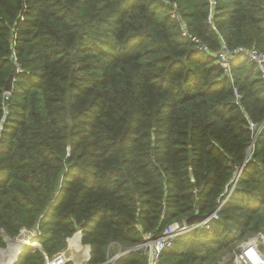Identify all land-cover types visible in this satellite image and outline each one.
<instances>
[{
	"label": "trees",
	"instance_id": "trees-1",
	"mask_svg": "<svg viewBox=\"0 0 264 264\" xmlns=\"http://www.w3.org/2000/svg\"><path fill=\"white\" fill-rule=\"evenodd\" d=\"M208 16L209 0H0V247L29 230L42 247L13 264H44L78 229L101 264L113 241L208 216L243 164L219 217L158 264H204L235 231H264V129L248 156L246 118L264 120V80L243 55L231 77L215 56L222 41L264 49V0Z\"/></svg>",
	"mask_w": 264,
	"mask_h": 264
},
{
	"label": "built area",
	"instance_id": "built-area-1",
	"mask_svg": "<svg viewBox=\"0 0 264 264\" xmlns=\"http://www.w3.org/2000/svg\"><path fill=\"white\" fill-rule=\"evenodd\" d=\"M215 4H216V0H209V16H208L209 20L212 17ZM180 29H181V34L183 36L190 38L195 43H198L200 45L199 47L204 51H208V48L204 44H201L197 38L192 37L188 33L185 23L183 21L180 25ZM238 55H243L247 57L249 61L254 62L260 71L261 78L264 80V49H258L254 46L249 48L243 46L228 48L225 42L222 41L221 46L216 52L215 56L217 57V63L222 67L224 75L231 77L232 69L230 67V60L234 59ZM233 94L236 103L238 104L241 94L238 92L236 87L233 88ZM246 118H247L248 129L251 132V139H252V142L249 147V153H248L249 156L254 146V144L252 143L255 142L256 138L260 135V133L264 129V120L255 121L253 119H250L248 116H246ZM241 170L242 168L240 166V168L237 170L232 180L230 181L229 187L225 189L223 193L224 197L219 201L215 210L212 213H210L208 216L191 224L186 223V220H183L182 223L174 222L168 225L158 237H153L150 233H146L144 235V241L133 246L127 247L117 241H113L109 244L107 249V257L101 264H115L117 260L124 257L129 252L135 250L140 251L145 255L146 257L145 264H158L160 253L165 248L172 246L174 240L178 236L186 232H189L193 229H197L199 227L208 228L209 221L212 219H217L219 217L218 212L222 207V205L224 204V202L226 201V199L230 196L234 187L236 186ZM76 234L78 235V239L81 242V230L78 229L71 237H73ZM70 238H68V241ZM27 241L30 240L27 239ZM111 249L114 251L111 252ZM89 250H88V256L83 260V262L89 259V255H90ZM19 253L20 252H17L15 254V257L13 258L14 261L17 259ZM68 261H71V259L66 257L64 251H60L49 257L45 256L44 264H66ZM233 264H264V231L263 230H259L249 234V236L241 242L240 246L237 248V252L235 253Z\"/></svg>",
	"mask_w": 264,
	"mask_h": 264
},
{
	"label": "rangeland",
	"instance_id": "rangeland-1",
	"mask_svg": "<svg viewBox=\"0 0 264 264\" xmlns=\"http://www.w3.org/2000/svg\"><path fill=\"white\" fill-rule=\"evenodd\" d=\"M248 153H249V149H248ZM29 231H26V232H29ZM26 232H23V234H20V235L18 234L15 237L5 236L6 245L3 247H0V264H13L12 261H14L13 260L14 254H16L17 252H22L26 246H29V243H27V241H24V240H27V238L30 235L29 233L26 234ZM235 233L238 236L236 240L234 241V243L231 244L229 247H224L217 253H214L208 260L204 262V264H233V259H234L235 253L237 252V248L240 246L241 242L249 236V234L239 235L240 233L238 231H235ZM33 239L34 238L31 239L32 242L36 243V245H33V246H35L36 249H42L41 244L36 240L34 241ZM68 242L69 241L67 239V245H68ZM14 244H18L17 245L18 250H16V248L13 247ZM67 245L63 249L57 251L56 253L60 251L65 252L67 251V249L70 250L67 247ZM68 258L71 259L70 256H68ZM70 262H72L73 264H86V261L83 262V260L80 262H75L74 260L71 259Z\"/></svg>",
	"mask_w": 264,
	"mask_h": 264
},
{
	"label": "bare ground",
	"instance_id": "bare-ground-1",
	"mask_svg": "<svg viewBox=\"0 0 264 264\" xmlns=\"http://www.w3.org/2000/svg\"><path fill=\"white\" fill-rule=\"evenodd\" d=\"M24 241H27V240H24ZM27 243L31 244L30 246L36 245L35 242L27 241ZM17 245L18 244H14L13 245V247H15L16 250H18V246ZM67 247L70 250L67 249V251H65L66 257L70 256L71 259H73L75 262H80V261L84 260L88 256L89 246L81 243L79 241V239H78V235L77 234L69 239ZM14 257H15V254H14Z\"/></svg>",
	"mask_w": 264,
	"mask_h": 264
},
{
	"label": "water",
	"instance_id": "water-1",
	"mask_svg": "<svg viewBox=\"0 0 264 264\" xmlns=\"http://www.w3.org/2000/svg\"><path fill=\"white\" fill-rule=\"evenodd\" d=\"M4 89H5L6 92H10L12 90V77L11 76L6 81ZM252 144H254V142ZM243 165H241V168H242ZM185 220H186V223L191 224V223H194V222L200 220V218L197 217L196 215H191V216L187 217Z\"/></svg>",
	"mask_w": 264,
	"mask_h": 264
}]
</instances>
